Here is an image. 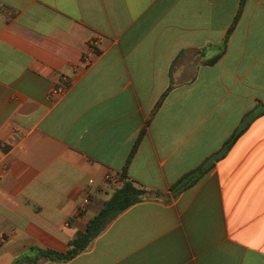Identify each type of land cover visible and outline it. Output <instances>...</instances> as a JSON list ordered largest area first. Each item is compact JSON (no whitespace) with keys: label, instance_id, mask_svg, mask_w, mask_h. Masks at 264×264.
Listing matches in <instances>:
<instances>
[{"label":"crops","instance_id":"crops-1","mask_svg":"<svg viewBox=\"0 0 264 264\" xmlns=\"http://www.w3.org/2000/svg\"><path fill=\"white\" fill-rule=\"evenodd\" d=\"M258 105L264 0H0V264H264V116L171 191ZM123 174L159 196L72 260L40 257L66 253Z\"/></svg>","mask_w":264,"mask_h":264},{"label":"trees","instance_id":"trees-1","mask_svg":"<svg viewBox=\"0 0 264 264\" xmlns=\"http://www.w3.org/2000/svg\"><path fill=\"white\" fill-rule=\"evenodd\" d=\"M220 57H216L209 63L216 62ZM165 96L159 102L157 109L163 103ZM156 109V110H157ZM264 116V105H258L254 110L249 111L243 117L240 126L233 135L224 143L222 149L216 154L208 157L198 168L183 175L171 187V191L178 195L183 191L195 186L204 178L227 153L232 149L236 142L242 137L255 120ZM142 134L130 156V160L142 140ZM123 186L117 190L112 197L104 204L101 211L87 225L86 231L79 233L70 243V249L66 253H56L49 250H39L40 257L49 258L55 261H69L85 252L91 243L102 234L105 229L123 212L134 204L151 197H158V193L136 187L129 181L125 174L122 175Z\"/></svg>","mask_w":264,"mask_h":264},{"label":"built area","instance_id":"built-area-1","mask_svg":"<svg viewBox=\"0 0 264 264\" xmlns=\"http://www.w3.org/2000/svg\"><path fill=\"white\" fill-rule=\"evenodd\" d=\"M98 44H99L98 40L92 41L91 42V48L92 49L97 48ZM84 62L86 63L87 68H89L91 66V64H92V62L90 61L89 57H85ZM81 71H82V69L77 67L76 69H74L73 75L80 74ZM71 84H72L71 76L65 75V74L60 75L59 83L52 90L51 95L52 96H56V97L63 95L68 90V88L70 87ZM106 180L107 181H112L113 177L112 176H107ZM88 203H89V198H85L84 201H83V205L86 206Z\"/></svg>","mask_w":264,"mask_h":264}]
</instances>
